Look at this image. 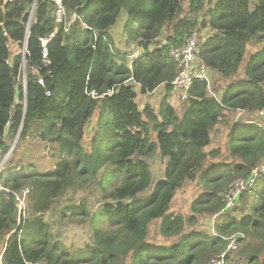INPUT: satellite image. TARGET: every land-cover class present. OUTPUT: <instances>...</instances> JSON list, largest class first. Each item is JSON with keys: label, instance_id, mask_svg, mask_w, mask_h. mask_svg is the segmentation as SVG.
Segmentation results:
<instances>
[{"label": "trees", "instance_id": "obj_1", "mask_svg": "<svg viewBox=\"0 0 264 264\" xmlns=\"http://www.w3.org/2000/svg\"><path fill=\"white\" fill-rule=\"evenodd\" d=\"M61 6L64 17L56 22L54 0H0V157L19 130L15 148L34 131L58 154L48 172L12 161L1 167L3 263L118 264L129 257L130 264H208L241 233L235 244L245 242V264H264V176L216 221L215 234L185 232L197 214L223 209L220 194L233 179L246 178L264 154L261 128L236 124L226 136L237 161L205 167L208 155L218 153L205 147L224 112L264 108V0L252 9L249 0H61ZM122 8L124 45L137 46L130 59L109 34ZM194 31L199 59L226 79L238 72L248 44L261 47L246 60L243 77L218 98L193 80L178 115L168 98L178 66L170 51ZM135 84L142 95L164 86L157 109L138 104ZM156 154L163 169L154 182L147 159ZM96 179L102 194L96 211L85 202L59 208L61 222L67 217L92 226L91 243L71 251L52 234L45 213L67 191ZM195 179L205 193L191 202L192 215L168 212L176 190ZM24 189L19 213L15 193ZM153 220L161 236L177 241L148 243Z\"/></svg>", "mask_w": 264, "mask_h": 264}, {"label": "rangeland", "instance_id": "obj_2", "mask_svg": "<svg viewBox=\"0 0 264 264\" xmlns=\"http://www.w3.org/2000/svg\"><path fill=\"white\" fill-rule=\"evenodd\" d=\"M214 0H205L206 5L211 4ZM256 4V0H249L250 8L252 9ZM186 3H184L185 7ZM63 15V14H62ZM127 12L125 8L120 10V13L112 27L109 29L110 36L115 38V44L117 45V49L119 52L126 53L127 59H130L129 56L134 53L137 46L134 44L129 47H125L124 45V36H123V26L125 21L127 20ZM202 32V31H201ZM200 32V33H201ZM261 47V44L258 43H250L247 45L246 54L244 57V61L241 64L238 72L232 76L231 78H222L217 75L215 72L211 73L212 77V91L217 95H220L222 90L230 83L237 81L242 78L244 75V65L246 60L249 58L251 54L256 52ZM24 49V48H23ZM13 52L18 51L19 49L13 45ZM126 51V52H125ZM23 68L21 77H20V85L25 84V68ZM137 94V102L141 106L145 103H150L155 109H157L159 100L161 96L164 94L163 87L160 91L142 95L139 92V86L134 85ZM169 102L174 106L175 112L180 115L182 112V105L179 103L177 97L173 95H169ZM18 100V99H17ZM96 117V116H94ZM94 118L91 119L90 123L92 124ZM238 121H242L243 125H250L252 123L258 125H264V116L256 115V113L244 112L240 115H237L236 111H226L223 115L221 123L216 127L214 131L210 134V143L206 147L207 152L213 153L215 150H218L214 156L208 155L206 163L210 164L214 161H221L232 163V161H237L230 157L228 150V139L227 132L231 130L233 125L235 126ZM91 125L89 126L87 132L85 133L84 142L88 143V135L90 133ZM16 136L10 141L9 149L14 141ZM152 138H154L152 134ZM18 143V139L13 147V151L9 152L6 158L5 155L0 157V169L3 168L4 165H11V161L13 164L17 166H22L25 169L28 166H32L33 169L38 170L39 172H48L51 171L54 167L55 162L57 161L58 154L56 152V148L54 144L47 143L41 141L36 137L34 131H30L27 137L21 141L19 147L15 148ZM17 149V150H16ZM3 159H5L3 161ZM149 163L150 170L152 173V180L154 182L159 180L162 175L163 169V160L156 154L154 157L147 159ZM260 163V162H259ZM2 167V168H1ZM228 186V185H227ZM108 186L106 187V189ZM226 188V187H225ZM205 193V188L199 182L198 179L193 181H185L184 184L176 190L173 200L170 203L169 211L172 213H179L184 217H188L192 215L190 210V204L193 200L199 199ZM100 184L97 183V179L91 182L89 185L81 186L79 188L71 189L67 191L62 197H60L53 205L51 210L45 213V220L49 222L50 227L52 229V234L60 239V242L64 244V246L74 251L78 248H82L85 244L91 243L92 240V226L87 221L84 223L77 222L76 220L72 221L69 218L65 217L62 222L59 220V208L67 205V204H78L80 202H85L89 206V210L94 212L99 207L102 198H101ZM23 208V207H22ZM235 216L239 215L238 210L234 211ZM212 214L200 213L196 215V221L194 224L187 223L185 225V232L191 233L195 232H204L207 233L211 227L210 218ZM218 217V216H217ZM220 217L215 220L219 221ZM159 220H153L148 226V235L147 242L152 245H162L169 246L177 241L176 237L166 238L160 235L159 233ZM235 234V233H234ZM245 241L250 240V237L245 235ZM231 239L228 240L230 242ZM227 242V245H228ZM236 243V241H235ZM245 242H239L235 244L233 249H228L227 245L224 251L228 255V259L225 260V264H245V259L242 254V249ZM3 248V241L0 240V253ZM264 259V257L262 258ZM118 264H130V259L125 258L122 259Z\"/></svg>", "mask_w": 264, "mask_h": 264}, {"label": "built area", "instance_id": "obj_3", "mask_svg": "<svg viewBox=\"0 0 264 264\" xmlns=\"http://www.w3.org/2000/svg\"><path fill=\"white\" fill-rule=\"evenodd\" d=\"M54 2L56 4V22H60L63 20L64 10L61 6V0H54ZM66 29L67 27H65V30ZM199 40L200 38L198 32L194 31L179 47L170 51V54L174 57V59L178 63L175 77L171 82L174 91L173 96L177 97L179 103L181 104L187 101L188 90L190 88L191 83L195 79H198L206 84L207 92L210 95H213L215 98L219 97V95H217L212 91V87H211L212 71L198 57ZM136 54L138 55V53ZM89 93L91 95H94V91H91ZM104 94L100 96H103ZM234 111L237 112V115H240L244 112H248L243 109H237ZM224 113H226V111ZM255 113L256 115L264 116V108L262 110L256 111ZM236 123L238 125H241L242 121H238ZM258 126L264 132V125H258ZM262 176H264V154L262 155L260 163L250 170V173L246 178L233 179L228 184L227 188L220 194L224 201V207L220 211L212 214L210 218V223H211L210 232L212 235L215 234L214 233L215 220L225 215L227 210H230L232 206L236 205L237 197L241 193H244L246 191L249 192L255 185L256 180ZM27 193H28L27 189L21 190V192L19 193H15V200L17 201L18 212L24 210L25 197ZM241 237H243L241 233H235L231 235L229 237L231 241L228 242L227 250L233 249L235 246V241L237 239H240ZM226 258H227L226 251H222L219 254L214 255L210 259L208 264H225ZM0 264H4L2 260V252L0 253Z\"/></svg>", "mask_w": 264, "mask_h": 264}, {"label": "water", "instance_id": "obj_4", "mask_svg": "<svg viewBox=\"0 0 264 264\" xmlns=\"http://www.w3.org/2000/svg\"><path fill=\"white\" fill-rule=\"evenodd\" d=\"M33 8H34V3H33V5H32V9H31V11L33 10ZM25 74V73H24ZM25 79V78H24ZM24 109H25V103H24ZM19 134H20V130L18 131V133H17V135H16V138L14 139V141H13V143H12V145H11V147H10V149H9V151L7 152V154L5 155V157L4 158H6L7 156H8V154H9V152L13 149V147H14V145H15V143H16V141H17V139H18V137H19ZM5 159H3V161H4Z\"/></svg>", "mask_w": 264, "mask_h": 264}, {"label": "crops", "instance_id": "obj_5", "mask_svg": "<svg viewBox=\"0 0 264 264\" xmlns=\"http://www.w3.org/2000/svg\"><path fill=\"white\" fill-rule=\"evenodd\" d=\"M124 38V37H123ZM130 48H131V46H129ZM128 47V48H129ZM126 52V51H125ZM163 87V91H164V86L163 85H160V86H158L152 93H154V92H157V89H158V91H160V89ZM149 94H151V93H149ZM253 113H255V112H253ZM207 147V146H206ZM206 147H205V151H207V149H206ZM214 162H217V161H214ZM214 162H212V163H214ZM207 165H209L208 163H206V166L205 167H207Z\"/></svg>", "mask_w": 264, "mask_h": 264}]
</instances>
